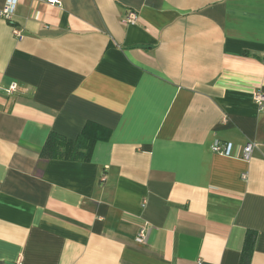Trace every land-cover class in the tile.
Listing matches in <instances>:
<instances>
[{
  "label": "crops",
  "instance_id": "1",
  "mask_svg": "<svg viewBox=\"0 0 264 264\" xmlns=\"http://www.w3.org/2000/svg\"><path fill=\"white\" fill-rule=\"evenodd\" d=\"M60 1L0 17V264H264V0Z\"/></svg>",
  "mask_w": 264,
  "mask_h": 264
},
{
  "label": "trees",
  "instance_id": "2",
  "mask_svg": "<svg viewBox=\"0 0 264 264\" xmlns=\"http://www.w3.org/2000/svg\"><path fill=\"white\" fill-rule=\"evenodd\" d=\"M112 131L96 122H88L76 140L51 132L41 149L40 158L68 162H87L91 159L98 142L109 141ZM256 241V233L246 237L240 264H251Z\"/></svg>",
  "mask_w": 264,
  "mask_h": 264
},
{
  "label": "built area",
  "instance_id": "3",
  "mask_svg": "<svg viewBox=\"0 0 264 264\" xmlns=\"http://www.w3.org/2000/svg\"><path fill=\"white\" fill-rule=\"evenodd\" d=\"M48 2L52 5H60L61 4L60 0H48ZM16 5H17V0H8L5 8L0 11V17L4 18L6 20H11L12 15L14 14ZM138 20H139V18H138L137 13L130 12L124 18L123 21L125 24H128V25H136L138 23ZM13 28H14V35L19 40H21L23 38V34L16 27H13ZM17 89H18V85L14 84L11 86V88L9 89L8 92L12 93V92L16 91ZM255 100H256V103L258 104V106L261 109H264V94L257 92L255 94ZM255 147H256V145L253 143L247 144L246 147L244 148L242 159L243 160H249L252 156V153H253ZM212 150L215 153H218L220 155H223L226 157H233L234 147L231 143L221 144L220 142L217 141L212 146ZM145 236H146V229L140 230L138 237L136 238L137 242L143 243L145 240Z\"/></svg>",
  "mask_w": 264,
  "mask_h": 264
}]
</instances>
